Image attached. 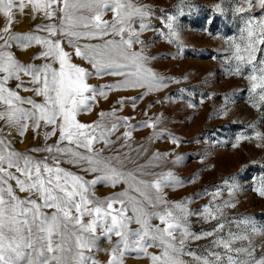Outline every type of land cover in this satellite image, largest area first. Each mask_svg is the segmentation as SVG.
<instances>
[{
	"label": "snow or ice",
	"instance_id": "6c2138e0",
	"mask_svg": "<svg viewBox=\"0 0 264 264\" xmlns=\"http://www.w3.org/2000/svg\"><path fill=\"white\" fill-rule=\"evenodd\" d=\"M201 8L194 0H177L171 13L148 0H0L5 20L0 27V264H99L93 255L98 251L107 253L106 264H126L132 253L133 259L147 258L150 264H264V225L230 214L237 208L242 178L229 177L204 189L197 198L210 199L192 209L194 201L167 198L166 189L184 184L167 167L181 157L149 152L154 141L181 143L166 125L160 127L162 117L132 125L134 118L118 116L114 107L99 111L92 122L79 119L100 98L107 100L109 91L141 89L143 98L166 89L171 81L154 69L156 57L145 34L179 46L181 18ZM255 8L259 15L253 14ZM208 10L224 14L223 0ZM233 11L240 26L228 41L227 58L234 62L230 75L246 82L251 107L261 111L264 0H236ZM17 14L40 23L26 33L16 32ZM34 46L40 51L30 62L18 58L16 49L27 52ZM106 76L118 79L89 83ZM131 99L135 107L138 98ZM138 128L152 129L148 146L133 147ZM29 130L32 140L42 135L41 146L21 152L15 143L23 140L17 137ZM253 139L264 148V131L259 130L237 136L233 147ZM97 185L123 190L100 198ZM254 191L264 198V178ZM192 217L212 227L195 233ZM100 239L110 246L101 249ZM202 239L208 243L198 250L189 247ZM153 248L159 254L149 251Z\"/></svg>",
	"mask_w": 264,
	"mask_h": 264
},
{
	"label": "rangeland",
	"instance_id": "374dc122",
	"mask_svg": "<svg viewBox=\"0 0 264 264\" xmlns=\"http://www.w3.org/2000/svg\"><path fill=\"white\" fill-rule=\"evenodd\" d=\"M194 2L202 5V8L181 18L179 46L175 43L169 44L155 33L145 34V39L151 38L150 54L156 57L152 65L157 72L169 78L171 81L169 86L143 98H139L143 91L141 89L109 91L107 100L100 98L91 113L82 114L79 119L82 122H92L97 118L99 111L110 112L114 107L118 116L133 117L134 119L129 121L132 125H140L150 118L162 117L165 124L160 127L166 125L167 132L181 143L175 146L169 139L154 141L149 146V152H173L180 156L181 160L178 163L175 165L170 163L167 167L184 181L183 186L166 189L167 198L170 201H194L189 206L198 209L210 197L199 199L197 194H202L206 188L221 184L226 178L240 177L241 190L236 197L237 208L230 210V214L251 217L257 225H264V198L254 191V188L259 186L260 179L264 178V148L256 147L257 141L254 139L240 141L237 147H233L237 136L254 135L256 130L264 131V109L257 111L251 107L246 82L230 75L234 62L227 58L231 52L228 41L238 34L240 26L239 16L233 11L236 0H223L225 11L222 15L208 10L210 5L220 3L221 0H194ZM148 3L171 13L174 12L177 0H148ZM252 11L256 15L260 13L258 8ZM4 23V18L0 16V27ZM38 23L40 20L32 21L30 17L17 14L13 30L26 33ZM15 51L21 61L30 62L31 55L40 51V48L34 46L27 52L19 49ZM35 62L42 63L40 60ZM73 62L89 67L86 62L78 58H74ZM117 79L106 76L103 79H91L89 83L99 86L113 84ZM177 80L180 82L176 83ZM181 89L185 91L181 92ZM22 95H30V93H22ZM170 96L172 99H168ZM209 96L210 99L207 98ZM133 97L138 98L135 107L131 99ZM201 97L205 98L202 104L199 102ZM225 97H228L227 103ZM122 99L123 105L120 103ZM192 104L196 106H190ZM150 105L154 106L150 107ZM122 131L124 129H121ZM151 132L152 129L148 128H138L133 131V147L137 143L148 146L146 137ZM32 136L33 132L29 130L24 137H17L18 140H23V143H15L17 150L24 152L41 146L42 135L35 140H32ZM175 155L171 159L174 160ZM63 166L70 167L66 164ZM122 190L121 186L113 189L97 185L95 194L104 198ZM223 198L227 199V195ZM191 226L193 232L200 233L210 229L212 224L192 217ZM207 243L208 241L204 239L192 241L189 247L198 250ZM98 245L101 249L110 246L103 239L98 241ZM149 251L159 254L158 249L153 248ZM93 255L99 264H106L107 253L98 251ZM133 256L134 253L129 254L126 264H150L147 258L133 259Z\"/></svg>",
	"mask_w": 264,
	"mask_h": 264
},
{
	"label": "bare ground",
	"instance_id": "6f19581e",
	"mask_svg": "<svg viewBox=\"0 0 264 264\" xmlns=\"http://www.w3.org/2000/svg\"><path fill=\"white\" fill-rule=\"evenodd\" d=\"M26 145V144H25Z\"/></svg>",
	"mask_w": 264,
	"mask_h": 264
}]
</instances>
